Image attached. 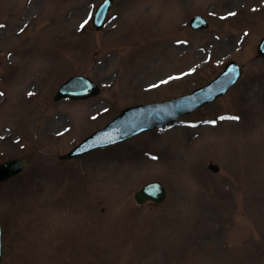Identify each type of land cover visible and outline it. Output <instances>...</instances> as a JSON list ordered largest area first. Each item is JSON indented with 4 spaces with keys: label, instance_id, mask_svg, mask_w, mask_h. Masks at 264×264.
I'll use <instances>...</instances> for the list:
<instances>
[{
    "label": "rangeland",
    "instance_id": "374dc122",
    "mask_svg": "<svg viewBox=\"0 0 264 264\" xmlns=\"http://www.w3.org/2000/svg\"><path fill=\"white\" fill-rule=\"evenodd\" d=\"M99 1L36 0L38 14L27 31L0 40L2 59L11 48L15 64L30 63L33 74L47 71L42 82L17 88L8 75L14 67L0 63V162L28 160L21 175L0 184L3 264H264V61L255 47L264 33V0H196L197 8L182 0L176 19L166 0H115L102 31L88 25L82 33L65 32ZM188 11L235 15L212 16L208 29L191 32L178 27ZM180 38L190 43L173 46ZM228 38L232 43L223 45ZM229 56L245 65L240 81L184 118L228 111L239 121L155 130L114 152L57 161L73 139L122 107L189 91L214 75L217 58ZM192 65L193 75L151 87ZM73 71L87 73L103 91L57 107L50 102L55 88ZM26 89L37 94L24 98ZM19 98L21 117L13 104ZM92 112L100 114L93 122ZM59 130L63 135L55 136ZM122 146L134 150L131 157ZM210 162L220 165L218 174L207 170ZM152 179L166 186L165 201L137 205L134 192Z\"/></svg>",
    "mask_w": 264,
    "mask_h": 264
},
{
    "label": "snow or ice",
    "instance_id": "6c2138e0",
    "mask_svg": "<svg viewBox=\"0 0 264 264\" xmlns=\"http://www.w3.org/2000/svg\"><path fill=\"white\" fill-rule=\"evenodd\" d=\"M85 23H87V21H85ZM0 27H2V25H0ZM81 27H83V25H81ZM30 95H31V93H30ZM232 119H239V117H232ZM212 123H215V121H213Z\"/></svg>",
    "mask_w": 264,
    "mask_h": 264
},
{
    "label": "water",
    "instance_id": "95a60500",
    "mask_svg": "<svg viewBox=\"0 0 264 264\" xmlns=\"http://www.w3.org/2000/svg\"><path fill=\"white\" fill-rule=\"evenodd\" d=\"M9 166H10V167H13V164H12V163H9Z\"/></svg>",
    "mask_w": 264,
    "mask_h": 264
}]
</instances>
